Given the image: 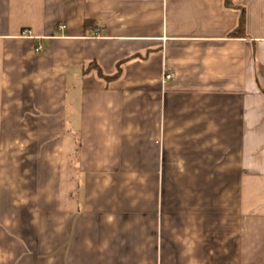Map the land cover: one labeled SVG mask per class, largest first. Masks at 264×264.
I'll return each mask as SVG.
<instances>
[{"label": "crops", "instance_id": "1", "mask_svg": "<svg viewBox=\"0 0 264 264\" xmlns=\"http://www.w3.org/2000/svg\"><path fill=\"white\" fill-rule=\"evenodd\" d=\"M232 1L235 37L224 0H0V264H264V0Z\"/></svg>", "mask_w": 264, "mask_h": 264}, {"label": "trees", "instance_id": "2", "mask_svg": "<svg viewBox=\"0 0 264 264\" xmlns=\"http://www.w3.org/2000/svg\"><path fill=\"white\" fill-rule=\"evenodd\" d=\"M224 7L226 9H235L237 11H239V19H238V24L236 26V28L229 34L232 37L235 36H239L242 35L243 32V27H244V14L245 11L243 8H239L237 6H235L233 4L232 0H224ZM89 24V22L85 23V27H87V25ZM135 56L132 57H128L126 59H123L121 61H119L116 66H115V72L112 75H106L103 73V71L101 70V68L99 67V65L95 62V61H91L89 62L82 70V74L83 75H88L90 73H94L95 76L100 79L101 81L104 82V84L106 86H108L110 83L118 80L122 74V67L125 63H127L129 60H131L132 58H134Z\"/></svg>", "mask_w": 264, "mask_h": 264}, {"label": "built area", "instance_id": "3", "mask_svg": "<svg viewBox=\"0 0 264 264\" xmlns=\"http://www.w3.org/2000/svg\"><path fill=\"white\" fill-rule=\"evenodd\" d=\"M59 28H60V29H64L65 26L61 25V26H59ZM21 36H23V37H25V38H29V39H34V35H33L32 32L29 31V30H24V31L22 32ZM35 51H36V52H40V51H41V47H40V46L36 47ZM171 79H173V75H172V74L164 73V74L162 75V82H163V83H165L166 81L171 80Z\"/></svg>", "mask_w": 264, "mask_h": 264}]
</instances>
